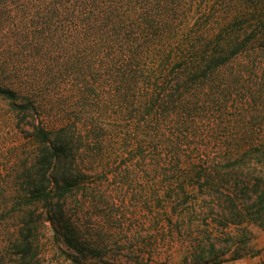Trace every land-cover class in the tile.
<instances>
[{
	"label": "trees",
	"instance_id": "trees-1",
	"mask_svg": "<svg viewBox=\"0 0 264 264\" xmlns=\"http://www.w3.org/2000/svg\"><path fill=\"white\" fill-rule=\"evenodd\" d=\"M34 1L41 18L35 33L38 45L32 54L34 62L15 69L18 77L14 81H0V95L23 114L20 121L28 124L31 111L41 117L49 108V100L65 94L62 86L71 82L74 87L70 92L81 97V178L87 172L123 180L142 173L159 175L165 179L162 186L169 197L177 200L174 211L182 220L189 210H205L207 199L213 196L210 187L217 185L222 190L221 201L227 204L220 213L223 220L237 225L251 222L253 219L245 217L238 202L247 193H253L249 199L256 201L261 178L255 181L245 172L251 169L247 163L237 162L241 146L227 140L219 157L206 152L208 145L194 141L200 136L199 122L210 115L208 106H198L199 100L205 105L214 103L210 83L217 90L223 83L221 68L242 53L257 49L246 46L257 40L258 31L253 29L240 40L239 33L232 35L227 30L225 10L216 1L228 0H70L71 17L76 14L81 24V36L71 44L81 47V58L73 61L68 57L62 64L55 63L44 48L47 32L53 29L50 21L58 15L57 5L62 0ZM243 26L241 21L237 29ZM259 30L264 37V27ZM111 117H116V124L106 123ZM33 128L36 146L29 152L25 184L32 204L46 205L37 215V222L44 224L42 215L49 212L53 181L58 190L63 189L62 181L68 182V170L63 165L65 128L55 134L42 119ZM115 129L132 134L123 141L122 149L111 148L109 132ZM251 137L264 139V132ZM223 158L236 162L223 168ZM6 186L11 183L7 181ZM11 189L16 191L15 185ZM100 195L101 201L107 197L105 192ZM90 202L100 205L99 198ZM0 214L1 221L7 223L5 212ZM180 223L179 237L188 241L187 257L194 258L195 264L217 262L231 250L226 248L218 254L217 234ZM24 225L8 231L10 246L2 252L3 256L14 255V261L0 264H23L27 260L40 263L39 254L33 251L32 228ZM232 237L228 240L230 247L234 244ZM242 255L236 251L233 258Z\"/></svg>",
	"mask_w": 264,
	"mask_h": 264
},
{
	"label": "rangeland",
	"instance_id": "rangeland-1",
	"mask_svg": "<svg viewBox=\"0 0 264 264\" xmlns=\"http://www.w3.org/2000/svg\"><path fill=\"white\" fill-rule=\"evenodd\" d=\"M216 2L225 10V24L232 35L239 33V39L243 40L249 31H258L257 40L246 46L257 49L242 53L221 68L223 83L217 90L210 83L208 88L214 91L211 93L214 103L205 105L199 100L198 106H208L210 115L199 122L200 136L194 141L208 145L206 152L219 157L227 140L241 146L237 154L241 153L242 157L239 154L237 162L247 163L246 167L251 169L245 172L253 175L255 181L261 178L256 201L249 199L253 193H247L238 202L245 217L253 220L243 225L227 224L220 214L227 204L221 201L224 198L217 185L210 187L213 196L207 199L208 207L189 210L182 220L174 211L177 200L169 197L163 187L165 179L159 175L142 173L123 180L87 172L81 178V97L70 92L74 86L68 82L62 86L65 94L51 98L48 110L41 117L34 111L28 113V124L20 121L23 114H18L13 103L0 95V211L9 219V225L3 223L0 214V262L14 261L10 253L3 256L4 249L10 246L8 231L25 224L32 228L33 251L39 254V264H195L194 258L187 257L188 241L179 237L178 226L182 222L196 231L207 229L217 234L218 254L231 249L217 262L208 264H264V139L250 138L255 132H264V37L259 30L264 27V0ZM37 7L34 0L0 1V81H14L18 77L15 69L34 62L37 23L41 25ZM57 7L59 13L50 21L54 30L47 32L48 43L43 47L57 64L68 57L79 61L81 47H73L71 43L80 38L81 24L76 14L71 17L70 0H62ZM241 21L244 26L237 29ZM41 119L55 134L65 128L62 137L67 149L63 165L68 170V182H61L63 189L58 190L56 183H52L53 199L49 212L42 215L46 219L44 224L37 222V215L46 205L34 206L25 184L29 152L36 146L33 125H40ZM106 123L116 124V117ZM193 131H190L192 136L188 133L192 138ZM131 135L126 129L109 132L111 148H124L123 141ZM235 162L223 158L220 166L229 168ZM7 181L11 186H6ZM13 185L16 191L11 189ZM102 192L107 195L103 205ZM94 197L99 198L100 205L90 202ZM231 235L234 244L230 247ZM236 251L243 255L233 258ZM23 264L35 263L27 260Z\"/></svg>",
	"mask_w": 264,
	"mask_h": 264
},
{
	"label": "crops",
	"instance_id": "crops-1",
	"mask_svg": "<svg viewBox=\"0 0 264 264\" xmlns=\"http://www.w3.org/2000/svg\"><path fill=\"white\" fill-rule=\"evenodd\" d=\"M246 259H239V262H241V261H244V262H247V261H245Z\"/></svg>",
	"mask_w": 264,
	"mask_h": 264
}]
</instances>
